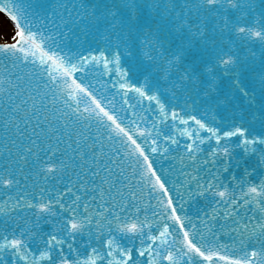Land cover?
Wrapping results in <instances>:
<instances>
[{"label": "snow or ice", "instance_id": "6c2138e0", "mask_svg": "<svg viewBox=\"0 0 264 264\" xmlns=\"http://www.w3.org/2000/svg\"><path fill=\"white\" fill-rule=\"evenodd\" d=\"M169 6L176 7L171 0ZM88 8L75 0H55L47 7L43 0H0V11L14 28L0 43V214L14 220L11 231L0 232V264H264V177L258 184L246 180L264 170V132L251 133L242 118L221 131L195 115L183 120V109L173 108L174 120L194 122L197 131H184L197 139L169 157L171 148L162 150L157 141L179 147L178 141L161 137L144 116L138 123L127 103L128 90H134L164 108L158 92L113 83L112 89L124 90L118 108L109 90L90 76L101 62L110 63L105 53L97 57L72 45L73 39L98 32L103 20L109 44L131 47L143 33L140 6L136 0L114 3V11L99 16ZM227 9L234 18L222 14ZM253 10L254 0H190L181 6L175 31L187 26L201 38L199 47L191 39L175 44L157 24L155 42L148 43L153 53L159 48L173 95L217 93L221 66L235 77L229 87L250 95L233 49L254 40L264 46V12L253 23ZM210 16L216 18L213 33L231 35L227 45L208 36ZM115 58L118 64L119 53ZM229 99L225 95L219 103ZM199 129L211 135L199 137ZM231 137L256 157L254 164L234 158ZM213 138L216 146L206 152L201 145ZM168 159L179 162V183L172 166L163 167ZM50 180L59 186H49ZM193 203L199 205L195 212ZM42 222L52 225L48 232ZM86 230L101 243L81 256L77 237ZM117 231L126 243L115 241Z\"/></svg>", "mask_w": 264, "mask_h": 264}, {"label": "water", "instance_id": "95a60500", "mask_svg": "<svg viewBox=\"0 0 264 264\" xmlns=\"http://www.w3.org/2000/svg\"><path fill=\"white\" fill-rule=\"evenodd\" d=\"M41 0H32L33 4L40 3ZM45 6H50L55 3V0H43ZM83 2L88 5L90 12L95 11L96 15H101L105 12V9L114 11L113 4L123 6L128 3V0H75V3ZM190 0H171V4L176 5L173 10L169 6V0H136V3L140 6L139 21L143 25V33L136 36L132 46L125 49L123 46L117 48L115 43L109 44L105 37L107 33L104 29L107 24L101 21L98 32H90L87 39L81 35L80 42L73 39L72 45L73 50L77 48H83L86 53H94L99 57L100 52L103 51L110 63L105 67L101 62L96 67L91 69L90 76L93 80L98 81L100 85L109 90V96L115 97L117 107H121L124 103L121 95V91L118 89H112L113 83L123 84H136L138 87L147 85L148 88L155 90L159 94L160 102L164 106L161 108L155 100H148L147 97L141 96L134 90H128V101L127 103L132 106L129 110L131 115L134 110L137 116V122L139 123V117L144 116L148 119L149 126L153 122L156 124V129L163 136H172L175 138L179 147L176 144H172L171 141H166L163 138L157 141V145L163 150L171 148L168 155L176 156L183 152V146L186 142L196 140L197 136L189 137L184 131H197L193 121L184 123L183 120L187 119L188 115H195L198 119H205L210 126L219 128L221 131H227L232 125L233 119L239 121L241 118L249 126L251 133L260 134L264 132V83L261 81V77L264 76V46L258 41L250 42H238L237 46L233 49L234 54L239 58L243 71L241 72L240 79L243 86H245L250 93L249 96H243L238 88H230V82L235 78L231 73H225L222 66L216 69V74L219 76V91L217 93H210L208 97L198 94L194 91L185 93L172 94L170 90V84L165 83L164 80V64L163 59L159 54V48L157 52L153 53L148 43L149 39L155 42L157 34V24L162 26L171 33V39L175 44H179L181 40L193 41L194 47H199L201 44V38L192 35L189 32L187 26L183 27L179 32L175 31V25L178 23L176 20L177 13L181 12V6L185 5ZM95 5V9L91 6ZM168 6V11H165V7ZM120 11H126L122 7ZM3 13L2 11H0ZM261 12H264V0H254V10L252 15L249 17L254 23L260 19ZM6 15L5 13H3ZM222 14L228 15L230 18H234L236 13L232 9H227ZM7 16V15H6ZM196 16L195 10L191 12V17L194 20ZM110 20L111 17L108 16ZM208 36L217 40H222L227 45L231 35L228 30H224L223 36L220 35L219 30L213 33L212 28L215 26L216 18L209 17L207 20ZM144 33H147L145 35ZM163 37V33H160ZM3 41H0L2 43ZM165 49L168 50L167 44ZM119 53V62L117 64L115 54ZM151 57V59H150ZM235 71L234 69L232 70ZM174 79V76L172 77ZM206 80V77H202ZM191 88V85L189 86ZM203 91V89H202ZM225 95H229L228 104H220L219 100L223 99ZM175 108L180 112L183 120H174L171 116L172 109ZM230 113H235L231 115ZM255 117V119H253ZM183 133V134H182ZM199 137L210 136L206 129L198 130ZM150 139H156V136L150 137ZM228 142L233 147V154L235 159L241 157L249 158V163H255L256 157L250 153L246 154L243 147L240 145L238 137L228 138ZM216 146L215 139L205 140L204 144L201 145L205 151H210L211 148ZM172 166L173 172L177 177V183L183 177L180 176V165L178 160H164L163 167L169 168ZM237 171V170H234ZM240 174V173H238ZM264 177V170L257 169L255 175L246 177V180L252 183H259L260 179ZM225 183L228 182L227 175L222 176ZM31 182V181H29ZM49 186H59V181L50 180ZM41 187L43 184L41 183ZM14 194V193H12ZM199 205L193 203L191 211L195 212ZM30 215V214H29ZM14 220L9 216L0 214V232H4L5 228L9 231L12 230ZM155 226V225H153ZM42 230L48 232L52 227L51 224L41 223ZM114 239L117 243H126L125 237L118 231L113 233ZM103 239H107V234H104ZM91 240V246L87 243ZM101 241L95 239V237L86 230L82 235L77 237L78 251L81 256L85 253L91 254V247H97ZM35 245H33L34 247ZM137 247L139 242L137 241Z\"/></svg>", "mask_w": 264, "mask_h": 264}, {"label": "rangeland", "instance_id": "374dc122", "mask_svg": "<svg viewBox=\"0 0 264 264\" xmlns=\"http://www.w3.org/2000/svg\"><path fill=\"white\" fill-rule=\"evenodd\" d=\"M12 31H14L13 25L0 15V41H6L10 38Z\"/></svg>", "mask_w": 264, "mask_h": 264}]
</instances>
